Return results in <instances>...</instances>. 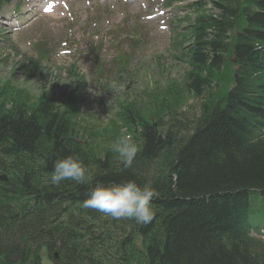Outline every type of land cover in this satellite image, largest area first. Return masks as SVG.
I'll list each match as a JSON object with an SVG mask.
<instances>
[{"label":"trees","instance_id":"1","mask_svg":"<svg viewBox=\"0 0 264 264\" xmlns=\"http://www.w3.org/2000/svg\"><path fill=\"white\" fill-rule=\"evenodd\" d=\"M212 1L220 14L197 19L186 89L202 96L232 79L221 70L224 37L243 13L249 24L234 48L235 87L224 102L217 92L186 124L173 109L168 120L145 121L125 107L122 126L140 146L130 168L110 151L123 136L116 127L101 142L81 134L75 101L0 103V174L9 178L0 181V264H44L55 252L56 264H264V243L246 231L263 203L252 194L264 197V0H246L243 12L240 0ZM70 154L88 166L90 182L51 184L54 162ZM127 180L155 189L150 223L83 207L98 182Z\"/></svg>","mask_w":264,"mask_h":264},{"label":"rangeland","instance_id":"2","mask_svg":"<svg viewBox=\"0 0 264 264\" xmlns=\"http://www.w3.org/2000/svg\"><path fill=\"white\" fill-rule=\"evenodd\" d=\"M156 2V0H153ZM151 0H117L111 4L112 13L110 14V21L115 22L123 17L124 9H127L131 13H138L139 16L144 18L146 22L143 25V30L149 36L148 43L141 45L143 47L138 59L133 64V68L130 73L121 77L119 74H124L118 71L117 82L120 87L116 89L110 88L106 85V89L95 90L97 86L98 77L93 73L94 60L96 54L86 55L84 62H80L85 70H88V90L93 93L92 97L88 100H80V109L84 113L82 115L83 121L86 119L88 124L94 130H100L105 124L108 123L110 115H114L119 108V104L123 101H134L137 98L140 102L149 103L151 98H148L150 92H158L161 88L166 87L169 82L177 80L178 82L183 80V76L187 71V67L181 64L180 66H174L166 59L156 60V57L150 58L151 55L160 53L162 44L168 43L169 36L163 34L165 32L160 31L161 26H165L167 18H157L153 21H147L146 17L155 15L161 9V3L154 4ZM186 1V0H185ZM71 2H73L71 4ZM99 0H60L57 6L48 13L47 16H42L39 21L36 22L33 27L34 33L26 37L30 40L27 41L25 47L16 46V43L20 40L21 34L15 33L14 36L9 37L7 40L9 43H0V85L4 81L9 80L12 82L13 87L23 86L26 93H29L32 97H38L42 92L55 94L56 98H62L67 94H71L75 91L74 81L70 80L67 75H62V72L57 69L61 65H66L68 68L69 63L61 62L57 58L62 59L63 55L67 54V51L73 46L72 41L81 40L82 33H89L85 26V14L80 12L81 7L93 6L98 3ZM80 8L77 9L75 15L72 11L65 9ZM158 5V8L157 6ZM36 10L26 15L29 18ZM71 15V17H70ZM93 19L89 21V25L97 27L95 13H91ZM68 18V20H67ZM74 23H73V22ZM72 26L78 33L70 35L68 28ZM185 26V25H184ZM112 27L105 30V37L107 40L112 38L110 34ZM132 30L131 27L124 31ZM47 31V32H46ZM161 32V33H160ZM22 33V32H21ZM104 35V33H102ZM111 35V36H110ZM69 40L67 47L63 44V41ZM89 46L92 42L89 38H84ZM6 40V41H7ZM123 40V39H122ZM30 42H42L51 53V65H43L41 71L43 74H47L48 78L37 73H31V67L23 70L21 68L22 61L28 58L36 56V50L30 45ZM71 41V42H70ZM84 42V41H83ZM160 43V44H159ZM56 44V45H55ZM124 44V43H123ZM112 48V43L108 45L107 49ZM159 56V55H158ZM178 62V61H176ZM57 72V73H56ZM115 71L112 73L114 75ZM108 84V81H107ZM70 91V92H69ZM106 93V95H104ZM102 101L100 106L98 103Z\"/></svg>","mask_w":264,"mask_h":264},{"label":"clouds","instance_id":"3","mask_svg":"<svg viewBox=\"0 0 264 264\" xmlns=\"http://www.w3.org/2000/svg\"><path fill=\"white\" fill-rule=\"evenodd\" d=\"M108 86L116 89L121 85L112 81ZM110 151L118 155L124 168H130L140 146L131 136L123 135L110 145ZM66 180L78 185L90 182L89 168L78 154L58 158L53 164L49 182L59 185ZM86 195L84 208L95 209L113 219H131L138 224H148L155 216L152 201L156 192L149 184L141 186L135 180L107 184L98 182Z\"/></svg>","mask_w":264,"mask_h":264},{"label":"snow or ice","instance_id":"4","mask_svg":"<svg viewBox=\"0 0 264 264\" xmlns=\"http://www.w3.org/2000/svg\"><path fill=\"white\" fill-rule=\"evenodd\" d=\"M55 7V3L54 2H50L47 4V6L44 8L45 12H50L54 9Z\"/></svg>","mask_w":264,"mask_h":264}]
</instances>
